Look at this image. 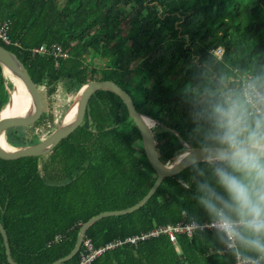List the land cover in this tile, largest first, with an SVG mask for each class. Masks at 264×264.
Masks as SVG:
<instances>
[{
  "label": "trees",
  "instance_id": "16d2710c",
  "mask_svg": "<svg viewBox=\"0 0 264 264\" xmlns=\"http://www.w3.org/2000/svg\"><path fill=\"white\" fill-rule=\"evenodd\" d=\"M5 20L18 47L0 46L16 56L37 89L52 96L59 87L74 101L89 82L114 83L139 113L157 121L152 133L164 165L185 152L167 129L192 148L215 147L212 106L227 92L240 93V75L251 73L264 94V0H0ZM53 43L68 53L57 66L30 53ZM11 88L0 68V110ZM32 127L7 128L5 143L20 147L50 133L41 138ZM212 168L194 163L164 177L141 209L95 221L85 239L99 247L158 226L210 221L197 184L219 190ZM156 176L125 104L114 93H95L82 123L48 153L0 158V223L13 261L51 264L66 257L83 223L137 204ZM224 244L215 230L177 235L175 244L159 236L106 251L92 264H235L230 250L219 253ZM78 259L77 253L64 264ZM0 264H7L1 235Z\"/></svg>",
  "mask_w": 264,
  "mask_h": 264
},
{
  "label": "clouds",
  "instance_id": "9594fccd",
  "mask_svg": "<svg viewBox=\"0 0 264 264\" xmlns=\"http://www.w3.org/2000/svg\"><path fill=\"white\" fill-rule=\"evenodd\" d=\"M255 104L260 107L254 108ZM214 148L202 149L218 189L197 184L199 204L236 264L264 262V94L252 86L212 106ZM200 161H194L199 163ZM255 254V255H253Z\"/></svg>",
  "mask_w": 264,
  "mask_h": 264
},
{
  "label": "water",
  "instance_id": "95a60500",
  "mask_svg": "<svg viewBox=\"0 0 264 264\" xmlns=\"http://www.w3.org/2000/svg\"><path fill=\"white\" fill-rule=\"evenodd\" d=\"M0 68L3 76H4L3 68H6L16 76V78L21 83L23 89L26 91L30 103L32 104V111L28 114H24L20 116H4V117L0 115V140L3 139L4 141V131L7 128L17 127V126H29L34 124L36 121H38L43 110V104L40 97V90L34 86L22 63L16 58L14 54L5 50L1 46H0ZM11 86L12 88H16L12 84ZM99 91H106L112 94L114 93L125 104L129 117L131 118L136 128L140 132L142 147L144 149V152L146 154L149 163L156 171L157 176L149 191L137 204L123 210L102 212L89 218L85 223L81 225L73 250L66 257L60 258L51 264H61L72 259L79 252L82 242L85 238V232L88 226H90L92 223H94L95 221L101 218L111 217V216H124L141 209L155 194V192L160 186L161 180L164 177L174 176L180 173L185 168L194 164V161L203 162L202 161L203 154L201 150L214 148V147L192 148L184 142V140L179 136V134L176 131L172 129H167L178 137L181 144L185 147V152L182 155L178 156L171 164L169 165L162 164L158 159L156 153L155 139L152 133L153 126L155 124H158L157 121L153 120L149 116L139 113L136 110L130 95L126 91L121 90L114 83L89 82L78 91V93L74 98V103L65 113L63 119L59 121L57 126L47 136H45L44 138L40 139L35 143L27 144L15 148L10 147L9 149L3 148L0 143V158L4 160H14L26 156H39L48 153L61 139L69 136L82 123L86 114L89 99ZM10 101H11V92L8 91V100L5 106L0 110V114L1 111L8 106ZM74 105H76V117L69 123L64 122L67 113L69 112L70 109H72ZM145 119L151 121L152 125L149 126L145 121ZM0 235L2 237L7 263L15 264V262L11 257L7 234L1 223H0Z\"/></svg>",
  "mask_w": 264,
  "mask_h": 264
},
{
  "label": "built area",
  "instance_id": "2783aa9c",
  "mask_svg": "<svg viewBox=\"0 0 264 264\" xmlns=\"http://www.w3.org/2000/svg\"><path fill=\"white\" fill-rule=\"evenodd\" d=\"M8 29H9V22L6 20L2 21L0 23V42L4 46L17 47L16 43H12L10 41L8 37ZM30 53L49 56L53 60H55L56 66L59 64V61L66 60L68 58V53L64 51V49L61 48L59 44H56V43H53L49 46L41 45L37 48L30 50ZM215 54L218 56L221 55L220 48L215 51ZM249 85L252 86V90L254 93H260L253 84V76L251 73H244L240 75L237 80V87L239 91L240 92L245 91L246 89H248ZM259 107H260L259 104L254 105V108L258 109ZM199 230L214 231L215 229L211 227V221H206L202 224L196 223V222L181 221L174 225L158 226L147 232H142L137 235H132L124 239H118L115 241H111L99 247H93L90 241L84 238L81 248L78 252L79 259H78L77 264H92V262L95 259H97L100 255H102L106 251H110V250L116 249L124 245L135 246L140 242H144L152 238H157L159 236H166L167 239H169L171 243L175 244L177 235L182 234V235H186L188 238H191L195 234V232ZM226 250H229V248L224 244L223 249L219 250V253H222ZM61 264H64V263H61ZM235 264H236V261H235Z\"/></svg>",
  "mask_w": 264,
  "mask_h": 264
},
{
  "label": "rangeland",
  "instance_id": "374dc122",
  "mask_svg": "<svg viewBox=\"0 0 264 264\" xmlns=\"http://www.w3.org/2000/svg\"><path fill=\"white\" fill-rule=\"evenodd\" d=\"M219 53V52H217ZM92 65L99 66L98 63L90 62ZM4 79L7 80L4 76ZM9 81V80H8ZM40 90V97L43 104V110H42V119L37 124H32V131L39 133V137L42 138L46 133L49 131L51 132L63 119L65 113L70 108V105L74 103L73 99L70 98V95L65 92L57 89V91L52 96H46L44 88L39 89ZM51 97V98H49ZM49 98V99H48ZM60 98V100H59ZM30 139L28 142H30ZM31 144V143H30ZM27 145V144H26Z\"/></svg>",
  "mask_w": 264,
  "mask_h": 264
},
{
  "label": "bare ground",
  "instance_id": "6f19581e",
  "mask_svg": "<svg viewBox=\"0 0 264 264\" xmlns=\"http://www.w3.org/2000/svg\"><path fill=\"white\" fill-rule=\"evenodd\" d=\"M4 76L9 82L16 88H12L10 90L11 92V101L9 102L8 106L1 111V116H20L24 114H28L32 111V104L30 103V100L28 98V95L26 91L23 89L21 83L16 78L14 74H12L9 70L6 68H3ZM76 117V105L72 107V109L69 110V112L66 115V118L64 122L69 123ZM147 124L149 126L152 125V122L145 119ZM1 146L5 149H9V145L3 141V139L0 140Z\"/></svg>",
  "mask_w": 264,
  "mask_h": 264
},
{
  "label": "crops",
  "instance_id": "0c3cea01",
  "mask_svg": "<svg viewBox=\"0 0 264 264\" xmlns=\"http://www.w3.org/2000/svg\"><path fill=\"white\" fill-rule=\"evenodd\" d=\"M0 23H1V22H0ZM258 40H259L258 38H255L254 41H255L256 44H257ZM17 47H18V45H17ZM220 50H221V49H220ZM255 53L257 54V51H256ZM221 54H222V50H221ZM57 89H59V87H57ZM59 90H60V89H59ZM53 95H54V94H53ZM49 98H51V97H49ZM49 98H48V99H49ZM70 98H72V97L70 96ZM59 100H60V98H59ZM72 104H73V103H72ZM72 104H71V105H72ZM70 107H71V106H70Z\"/></svg>",
  "mask_w": 264,
  "mask_h": 264
}]
</instances>
